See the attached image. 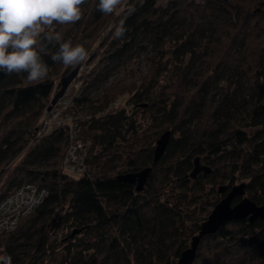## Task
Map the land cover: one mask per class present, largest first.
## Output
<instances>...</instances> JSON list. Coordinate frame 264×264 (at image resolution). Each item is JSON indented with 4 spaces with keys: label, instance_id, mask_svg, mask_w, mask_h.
I'll list each match as a JSON object with an SVG mask.
<instances>
[{
    "label": "trees",
    "instance_id": "1",
    "mask_svg": "<svg viewBox=\"0 0 264 264\" xmlns=\"http://www.w3.org/2000/svg\"><path fill=\"white\" fill-rule=\"evenodd\" d=\"M97 4L87 0L79 22L57 25L88 50L68 109L84 142L82 175L61 164L67 122L35 136L54 77L73 68L44 56L49 77L31 85L25 73H0V199L24 182L47 188L0 233L10 264H44L46 256L56 264H174L223 195L219 185L246 179L245 194L264 203V0H126L113 16ZM120 20L127 31L116 39ZM143 52L145 72L93 96ZM122 94L124 104L111 107ZM79 108L88 111L82 118ZM165 129L168 143L154 161ZM195 156L209 170L191 178ZM147 165L139 191L116 178ZM191 264H264V219H232L204 234Z\"/></svg>",
    "mask_w": 264,
    "mask_h": 264
},
{
    "label": "clouds",
    "instance_id": "2",
    "mask_svg": "<svg viewBox=\"0 0 264 264\" xmlns=\"http://www.w3.org/2000/svg\"><path fill=\"white\" fill-rule=\"evenodd\" d=\"M85 3L87 0H0V73H25L31 85L49 77L44 56L66 69L84 64L88 59L85 43L65 40L57 25L79 22ZM125 3L126 0H98L96 8L105 15H118ZM126 31L120 20L113 36L119 39ZM49 45L55 50L50 51Z\"/></svg>",
    "mask_w": 264,
    "mask_h": 264
},
{
    "label": "water",
    "instance_id": "3",
    "mask_svg": "<svg viewBox=\"0 0 264 264\" xmlns=\"http://www.w3.org/2000/svg\"><path fill=\"white\" fill-rule=\"evenodd\" d=\"M78 67L73 68L68 73L61 75L59 78V87L53 93L49 100V106L57 101L63 94L64 90L76 76ZM170 137V130H163L155 139L153 148V160L156 161L163 154L165 147ZM150 166H144L137 171L123 172L116 174V178L120 181L133 183L135 190L139 191L145 184L146 178L150 171ZM208 171L209 167L203 165L199 161V157L193 158V167L189 173L191 178L199 171ZM245 181H240L227 186L221 184L217 187V191L223 193L221 198L212 206L206 217L200 222L199 229L191 235L189 244L179 253L174 264H191L194 259L196 248L200 238L207 233H213L219 229L226 221L246 217L248 221H253L256 218L264 219V203H256L253 199L245 194ZM240 198L233 202L234 198ZM74 229L72 232H76Z\"/></svg>",
    "mask_w": 264,
    "mask_h": 264
},
{
    "label": "built area",
    "instance_id": "4",
    "mask_svg": "<svg viewBox=\"0 0 264 264\" xmlns=\"http://www.w3.org/2000/svg\"><path fill=\"white\" fill-rule=\"evenodd\" d=\"M72 80L57 101L42 111L35 128V136L47 133L54 126L67 122L68 139L61 164L67 173L79 176L86 170L84 142L78 137L80 125L77 121L72 120V115L70 120L62 118V112L72 107L73 104V95L69 94ZM46 193L45 186L24 182L2 197L0 199V233L13 229L22 216L28 214L43 201ZM0 264H10V258L6 252H0Z\"/></svg>",
    "mask_w": 264,
    "mask_h": 264
},
{
    "label": "rangeland",
    "instance_id": "5",
    "mask_svg": "<svg viewBox=\"0 0 264 264\" xmlns=\"http://www.w3.org/2000/svg\"><path fill=\"white\" fill-rule=\"evenodd\" d=\"M158 2L163 3V2H165V0H158ZM111 19L112 18L110 17L106 22L107 23L108 22L110 23L112 21ZM96 43L97 42H95L94 47H95ZM99 49H100V47H99ZM148 57H149V53L143 52L134 61H131V62L127 63L126 65H124L123 67H121L119 69H116L111 74V76L105 82H103L101 84V86H99L98 88H96L95 90H93V94H94L93 96H96L97 94L98 95L99 94L101 95L105 91L106 87H112V86L117 87V86H121V85H127L131 81L137 79L141 75V73H143V72L146 71V68H147V66L149 64ZM89 66L90 65H87L86 63L78 66L77 75L72 80V84H71V88H70L71 91L69 92L70 96H72L74 94H76V95L78 94V92H79L78 91V88H79V85L81 83L82 77L87 73V71L89 69ZM60 76L58 75V76L54 77V79H53L54 80V86H53V90H52V93L50 95V98L53 95V93L56 91V89L59 87V78H60ZM124 99H125V95L124 94L120 95L114 101V103L112 104L111 107L123 105L124 104ZM50 106H49V101H48L47 104L44 106V108H43L42 111H44L45 108L50 107ZM68 109H66V110H64L62 112V118L63 119H65V118L68 119V120L71 119L70 117H71V115H73V113H72L73 111H72V109L71 110H68ZM86 109L87 108H79L78 111L74 110V112H75L76 116L82 118V117H84L88 113V111ZM158 135L156 137H158ZM154 144H155V140H154ZM85 168H87V167H85ZM245 180L246 179H241V180H238L237 182L245 181ZM211 208L212 207H210V209ZM61 232H62V229L60 228V230L57 231L58 236L61 234ZM49 235L51 237L53 236L52 234H49ZM44 264H56V262L53 261V260H51V259H49V256H46L45 257Z\"/></svg>",
    "mask_w": 264,
    "mask_h": 264
}]
</instances>
